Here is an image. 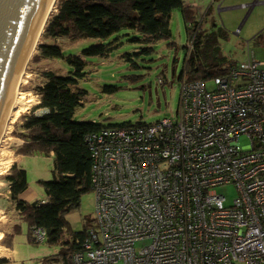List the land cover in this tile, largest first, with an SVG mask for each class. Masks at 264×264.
Listing matches in <instances>:
<instances>
[{
	"label": "built area",
	"instance_id": "1",
	"mask_svg": "<svg viewBox=\"0 0 264 264\" xmlns=\"http://www.w3.org/2000/svg\"><path fill=\"white\" fill-rule=\"evenodd\" d=\"M85 143L94 219L70 264H264V61L251 52L208 82L183 79L174 120Z\"/></svg>",
	"mask_w": 264,
	"mask_h": 264
},
{
	"label": "trees",
	"instance_id": "2",
	"mask_svg": "<svg viewBox=\"0 0 264 264\" xmlns=\"http://www.w3.org/2000/svg\"><path fill=\"white\" fill-rule=\"evenodd\" d=\"M175 9L181 12L188 44L192 41V49L187 48L180 82L183 79L187 82H208L236 64L225 62L217 56V38L225 37V32L221 28L208 34L201 32L200 22L196 21L186 0H57L34 59L61 62L67 71L64 74L60 73L63 68L39 71L41 84L32 89L33 94L39 98V104L19 118L21 131L18 137L23 144L16 151V156L40 154L52 157L53 178L41 182L45 199L31 202L20 199L28 187L24 169L13 163L2 180L8 194L3 205H11L18 217L26 222L29 231L33 227L42 228L46 232L47 244L63 246L57 257L47 258L44 262L70 264L69 255L81 248L84 231L92 226V221L88 220L81 231L73 232L66 220V215L79 208L81 197L93 191L92 161L85 143L86 136L102 128L133 125L103 126L91 121L73 120L76 109L87 95L79 86L86 75L87 59L107 58L120 43V37L110 45H91L83 48L80 54L66 55L60 40L75 42L82 39H108L121 31L134 32L141 39H133L131 42L142 45L140 52L125 53L122 57L130 62V68H137L132 56H149L154 51V43L170 39L169 22ZM173 45L169 43L168 46ZM116 90L118 88L105 87L108 92ZM39 109L42 113L34 114ZM29 238L32 240L30 233ZM5 239L6 235L0 244ZM7 262L6 259L0 260V263Z\"/></svg>",
	"mask_w": 264,
	"mask_h": 264
},
{
	"label": "rangeland",
	"instance_id": "3",
	"mask_svg": "<svg viewBox=\"0 0 264 264\" xmlns=\"http://www.w3.org/2000/svg\"><path fill=\"white\" fill-rule=\"evenodd\" d=\"M186 4L194 12L196 21L200 22L201 32L208 34L220 28L225 32V37L217 38L218 57L225 62L240 63L249 51L255 59L264 61V0H188ZM208 7L210 8L204 11ZM169 28L170 39L154 43L152 45L154 51L151 55L132 56L137 68H130V62L122 57L125 53L140 52L142 45L131 42L133 39H141V36L134 32L121 31L108 39H82L75 42L60 40L62 51L66 55L80 54L83 48L91 45H110L114 39L120 37V43L112 49L107 58L87 59L86 75L79 83L87 95L82 105L76 109L73 120L91 121L103 126L152 124L162 119L174 120L180 96L179 76L183 70L189 45L179 9L173 10ZM236 31L238 34L234 35ZM124 34L126 35L121 36ZM40 43L39 40L38 44ZM169 43L174 45L168 46ZM37 49L38 45L28 62L27 75L21 87V91L29 92L33 97V105L22 115L29 113L39 104L38 96L32 92V89L41 84L39 71L60 68H63L61 74L67 71L61 62L34 59ZM105 87L118 88V90L108 92L105 91ZM207 88H211L210 83L207 84ZM41 113L40 109L34 112L36 115ZM19 121L18 119L12 122L8 135L18 140V143L11 144L7 138L5 140L11 164L0 174V233L6 235L5 241L0 244V260L8 261L0 264H61V262L44 261L47 258L57 257L63 246L49 245L46 240L43 242L30 240V231L26 222L18 217L11 205H3L8 194L5 190L7 186L2 180L13 163L24 169L27 174L28 187L24 194L20 195L23 200H42L45 194L41 182L53 178L52 157L40 154L16 156L17 149L23 144L18 137L21 131ZM217 193L223 195L227 203H230L235 196L232 187L219 188ZM94 210L95 193L91 190L81 197L79 208L66 215L72 231L79 232L86 221H92Z\"/></svg>",
	"mask_w": 264,
	"mask_h": 264
},
{
	"label": "water",
	"instance_id": "4",
	"mask_svg": "<svg viewBox=\"0 0 264 264\" xmlns=\"http://www.w3.org/2000/svg\"><path fill=\"white\" fill-rule=\"evenodd\" d=\"M51 2L0 0V132L19 73Z\"/></svg>",
	"mask_w": 264,
	"mask_h": 264
},
{
	"label": "bare ground",
	"instance_id": "5",
	"mask_svg": "<svg viewBox=\"0 0 264 264\" xmlns=\"http://www.w3.org/2000/svg\"><path fill=\"white\" fill-rule=\"evenodd\" d=\"M57 0H52L48 11L43 19V22L40 26V29L36 35V38L33 42V45L23 63V66L21 68V71L19 73L14 92L12 95V99L10 102V105L7 109L1 132H0V174H2L4 171H6L10 164H11V158L9 156V150L7 147H5V140L9 141L11 144H16L18 143V140L10 138L9 132L11 129V124L12 122H15L19 119V117L22 115L23 112H25L27 109H29L33 105V97L30 96L29 92H23L21 91L22 84L25 82V77L27 75L26 69L28 62L35 52V49L39 43V40L41 38V35L43 33L44 26L46 24V21L48 19V16L55 10V5H56ZM3 238V234L0 233V241Z\"/></svg>",
	"mask_w": 264,
	"mask_h": 264
},
{
	"label": "crops",
	"instance_id": "6",
	"mask_svg": "<svg viewBox=\"0 0 264 264\" xmlns=\"http://www.w3.org/2000/svg\"><path fill=\"white\" fill-rule=\"evenodd\" d=\"M186 1H188V0H186ZM210 7H208L206 10H204V11H207L208 9H209ZM52 156V155H51ZM15 162V161H14ZM24 194V193H23ZM22 195V194H21ZM20 199H22L23 200V197L22 196H20ZM43 199H45V197L43 198ZM42 199V200H43ZM24 201H26V200H24ZM27 202H31V201H27Z\"/></svg>",
	"mask_w": 264,
	"mask_h": 264
}]
</instances>
